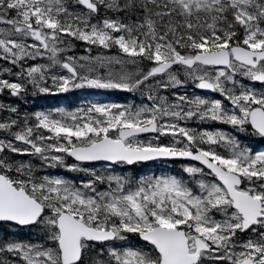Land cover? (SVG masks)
I'll list each match as a JSON object with an SVG mask.
<instances>
[{"label":"snow or ice","instance_id":"6c2138e0","mask_svg":"<svg viewBox=\"0 0 264 264\" xmlns=\"http://www.w3.org/2000/svg\"><path fill=\"white\" fill-rule=\"evenodd\" d=\"M74 41L85 55L66 54ZM0 62V97L147 93L31 114L0 99V223L41 237H0V264H264V151L241 140L264 139V0H0ZM188 83L222 99L159 94ZM156 159L183 175L85 166ZM49 168L88 178L37 174Z\"/></svg>","mask_w":264,"mask_h":264},{"label":"flooded vegetation","instance_id":"af4514ba","mask_svg":"<svg viewBox=\"0 0 264 264\" xmlns=\"http://www.w3.org/2000/svg\"><path fill=\"white\" fill-rule=\"evenodd\" d=\"M175 90L177 91V93H181V94H183V93L185 94L186 93L189 97L199 95V96H202V97H205V98H209V99H222V97H220V95L218 93H213V92L208 91V90H198L191 83H188L183 88H179V89H175ZM207 125L208 126H215V127L223 128V129H226V130H229V131L231 130L228 126L220 125L219 123H215V122H212V121H208ZM189 126H191V127H201L202 125L196 123L195 121H190L189 122ZM244 135L245 134H243V133L241 134V140L243 141L244 144H250V145H253V146H259V145H263L264 146V139H262V138H251L250 140H244L243 139Z\"/></svg>","mask_w":264,"mask_h":264},{"label":"rangeland","instance_id":"374dc122","mask_svg":"<svg viewBox=\"0 0 264 264\" xmlns=\"http://www.w3.org/2000/svg\"><path fill=\"white\" fill-rule=\"evenodd\" d=\"M66 54H68V52L66 53ZM86 53L85 52H79V51H75L74 53H73V55L74 56H80V55H85ZM98 53H95V52H92V55H97ZM99 54H104V55H112V53H99ZM41 62H43V61H41ZM128 72H136L137 71V68H135V69H133V70H131V68L129 67V68H127L126 69ZM91 103L90 104H93V103H96V104H109V103H106V102H104V101H102L101 103L100 102H94V101H99V100H95V96H92V99H91ZM131 104V103H130ZM57 108H61V109H64V110H68V111H73V110H71V109H69V108H67V107H62V106H60V107H57ZM56 108V109H57ZM53 110H55V109H53ZM16 159H18V158H16ZM37 165H39V163L37 164ZM104 165H97V166H93V165H90L89 167H91V168H93L96 172H97V174H102V175H105V176H107V175H117L115 172H113V171H111V170H107L105 167H103ZM45 174H47V173H45ZM49 175V174H48ZM85 176H86V174H84ZM52 176H60V175H52ZM164 176V175H163ZM166 176H168V175H166ZM60 177H62V176H60ZM87 177V176H86ZM62 178H64V177H62ZM88 178V177H87ZM86 178V179H87ZM65 179H67V178H65ZM81 179H83V180H86L85 178H83V177H81L80 179H79V181L78 182H76L77 184H79L80 183V181H81ZM68 180H70V179H68ZM72 181V180H71ZM100 188H104V187H102V186H100Z\"/></svg>","mask_w":264,"mask_h":264},{"label":"trees","instance_id":"16d2710c","mask_svg":"<svg viewBox=\"0 0 264 264\" xmlns=\"http://www.w3.org/2000/svg\"><path fill=\"white\" fill-rule=\"evenodd\" d=\"M142 168V165H136L132 167V171L130 172L131 175H138L142 173V169L137 170L136 168ZM14 229V227L10 224H0V235L5 236L7 233L11 232ZM133 240L139 241L138 237H131Z\"/></svg>","mask_w":264,"mask_h":264}]
</instances>
